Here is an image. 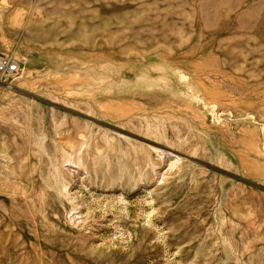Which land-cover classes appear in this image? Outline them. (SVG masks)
I'll use <instances>...</instances> for the list:
<instances>
[{"label": "rangeland", "instance_id": "obj_1", "mask_svg": "<svg viewBox=\"0 0 264 264\" xmlns=\"http://www.w3.org/2000/svg\"><path fill=\"white\" fill-rule=\"evenodd\" d=\"M0 264H264V0H0Z\"/></svg>", "mask_w": 264, "mask_h": 264}, {"label": "built area", "instance_id": "obj_2", "mask_svg": "<svg viewBox=\"0 0 264 264\" xmlns=\"http://www.w3.org/2000/svg\"><path fill=\"white\" fill-rule=\"evenodd\" d=\"M22 62L9 56L6 53H0V77L16 76L21 71Z\"/></svg>", "mask_w": 264, "mask_h": 264}]
</instances>
